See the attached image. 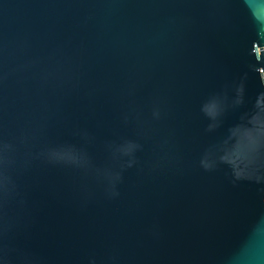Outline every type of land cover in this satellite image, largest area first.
<instances>
[{"label":"water","instance_id":"obj_1","mask_svg":"<svg viewBox=\"0 0 264 264\" xmlns=\"http://www.w3.org/2000/svg\"><path fill=\"white\" fill-rule=\"evenodd\" d=\"M0 264H264V0H0Z\"/></svg>","mask_w":264,"mask_h":264}]
</instances>
